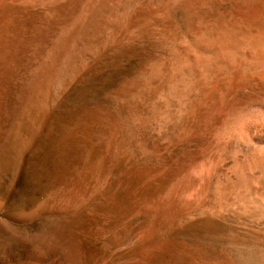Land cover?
<instances>
[{
    "label": "rangeland",
    "instance_id": "obj_1",
    "mask_svg": "<svg viewBox=\"0 0 264 264\" xmlns=\"http://www.w3.org/2000/svg\"><path fill=\"white\" fill-rule=\"evenodd\" d=\"M0 264H264V0H0Z\"/></svg>",
    "mask_w": 264,
    "mask_h": 264
}]
</instances>
